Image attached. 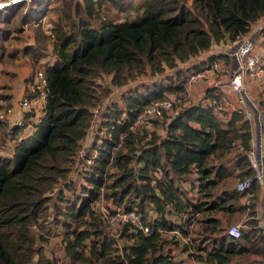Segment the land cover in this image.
Returning <instances> with one entry per match:
<instances>
[{"label": "trees", "instance_id": "1", "mask_svg": "<svg viewBox=\"0 0 264 264\" xmlns=\"http://www.w3.org/2000/svg\"><path fill=\"white\" fill-rule=\"evenodd\" d=\"M185 1L62 0L61 16L53 27L55 58L43 68L49 91L42 114L32 132L16 141L10 156L0 155V264H51L37 246L45 239L43 233L49 234L45 224L51 217L67 229L65 254L74 264H178L169 250L163 251L166 242L158 229L170 230L172 218L191 204L181 197V180L195 171L200 187L210 194L218 181L253 176L247 157L252 133L240 111L217 112L190 104L162 120L161 126L157 124L161 119L155 120L151 130L131 132L128 128L145 106L167 91L182 90L187 67L182 70L179 63L212 44L237 41L264 18V0H192L191 6ZM50 2L20 0L0 9V60L6 52L4 41L13 31H20L17 20L40 19ZM108 2L133 18H100L91 23ZM218 58L228 60L225 53L212 54L190 68L198 70ZM166 69L174 73L166 74L163 84L141 92L127 90L121 94L122 108L116 103L103 106L102 115L110 119L101 124L110 130L112 139L98 148L89 164L76 161V150L92 122V108L102 106L111 87L140 76H162ZM104 75L109 76L110 86L97 81ZM205 93V97L224 94L216 87ZM258 102L264 109V98ZM118 118L121 121L115 123ZM120 136L122 142L117 145ZM76 162L82 163L77 165L79 170L73 167ZM157 168L158 176L154 174ZM77 175L85 179L80 185V204L78 199L66 202L62 209L53 203L51 213L52 194L62 200L64 191L75 188ZM259 189L253 179L255 198ZM102 193L126 208H137L150 227L149 234L130 236V242L117 250L102 233L98 213L90 208ZM222 193L232 200L242 194L234 187ZM150 211L155 214L152 220ZM254 222L248 220L250 228L221 244L205 261L227 264L236 253L264 257V232Z\"/></svg>", "mask_w": 264, "mask_h": 264}, {"label": "built area", "instance_id": "2", "mask_svg": "<svg viewBox=\"0 0 264 264\" xmlns=\"http://www.w3.org/2000/svg\"><path fill=\"white\" fill-rule=\"evenodd\" d=\"M17 1L20 0L1 1L0 8L8 3ZM259 33L260 35L257 38L250 34H245L234 42L236 45L233 49L230 47L227 51H223L228 57L226 62L223 60L226 65H223L221 59L218 58L209 61L198 70H190L187 72L183 78L182 90L167 91L161 99L145 106L135 116L128 128L131 132L141 131L143 128L147 130L153 129L154 121L162 120L164 117L169 119L172 109L175 106L174 104L176 102H178L177 104L182 103L185 94L186 97L191 96L194 88L199 83H202L205 89L218 87L219 83L216 80L217 74L224 71L227 74V80L224 85H227L229 91H224V94L220 95H209L203 98L198 104L202 107H212L217 112H221V110H237L248 120L252 133V149L247 152V157L253 169V176L237 179L234 184V189L242 193L240 197L241 205L245 209H249L248 217L255 220L254 226L260 227L264 232V122L261 123V113L263 120L264 116L258 100L253 97L247 83L248 78L252 77L255 83L260 85L264 84V27H261ZM48 91L44 69L38 68L34 71L29 84V94L16 100V105L24 117L29 113L35 115L42 114ZM231 93L235 96L234 101L230 99ZM12 106V104H7L5 100L0 98V120L6 123V138L10 141L17 139L18 132L16 131V127L24 123L23 119H9ZM103 110V106L92 108L93 116H98ZM109 119L108 117H104L105 122H108ZM120 121V118H118L115 123H119ZM101 125H99V128L90 140L87 149H84L83 145L87 141H83V139L87 137V131L85 137L81 140V145L76 150V161L81 160L82 163L89 164L97 155L98 148L104 142L112 139L110 130ZM253 125L256 128V140L253 136ZM111 127L113 128L114 125L112 124ZM121 138L122 136H120L117 145L122 142ZM74 166H76V170H79L77 164ZM159 172V168L154 170V174L157 176ZM253 179H256L259 187L263 189L259 197L260 208L255 212L249 208L251 199L255 198V192L252 190ZM184 182H182V185H184ZM192 184L193 182H191ZM101 195L90 203V208L98 213L104 223L112 228L119 229L124 239L138 234H149L150 227L144 222L143 216L137 208H126L124 203L114 201L111 197L105 200ZM176 216V219L172 218L173 222L170 230L165 232L161 229L158 230L161 232L162 237L163 233L169 232L179 236L184 244H190V233L197 225L201 217V212L196 207H188L178 212ZM225 230L226 234L233 239L239 238L242 233L239 223L230 224Z\"/></svg>", "mask_w": 264, "mask_h": 264}, {"label": "rangeland", "instance_id": "3", "mask_svg": "<svg viewBox=\"0 0 264 264\" xmlns=\"http://www.w3.org/2000/svg\"><path fill=\"white\" fill-rule=\"evenodd\" d=\"M51 4H52L51 6L52 8L47 9V11L49 10V12L51 10V13H48L46 15L47 17H44V18L41 17L42 20L40 19V21H39V17H37V19H34L33 21L35 22H32V23L35 25H32V27H30L31 25H28V30L25 29V23L24 22L20 23L18 19L16 24L18 26H23L21 31H13L10 37L6 41H4L6 50L8 49L10 53H14L15 55L14 56L12 55L11 57L9 56L5 60H0V62H2L1 64L4 67L9 66V69H10L9 71L11 73L15 71L13 67L15 68V66L17 65L19 66L22 65L24 67L27 66L28 69L30 67L33 70L31 73H34L36 69L44 68L46 65L53 63L54 58H55V55L52 53V43L55 38L53 27L55 26V22L61 16L62 0H51L50 5ZM100 18H104V19L110 18V19L122 21L125 19H132L133 14L119 12L114 6H112L111 3L108 2V3H105L99 9L98 16L95 17V19H92L91 23L95 24V23L100 22L101 20ZM32 38H33V41H32L33 44L30 41ZM18 53L20 55L28 56V61L27 62L26 60L21 61V62H18L19 60L15 61L14 57ZM195 58L187 62L178 64V67H180L182 70L187 67L186 73H184V75H186L187 72H189L190 70H196V69L190 68L192 63L196 62V60H194ZM11 66L13 67L11 68ZM171 73H174L172 69H166L162 76H158V77H153L151 75L140 76L137 79L129 81L128 83H125L122 86H113L111 87L112 88L111 94L101 105L105 106V105L110 104V106H112L113 103H116L119 108H122L124 106V102L121 99L122 93H126L127 90H137L138 92H141V91L147 90L148 88L153 87L155 83L163 84L166 81L165 75L171 74ZM12 75H15V73H13ZM108 78H109L108 75H104L101 79H97V81L101 82L102 84L106 86H110V83H108ZM248 79L254 81L252 77H249ZM201 87L202 88H198L197 90L198 92L196 91L197 95H195L196 92L194 91L193 92L194 94H192L191 96L189 95L186 97V94H185V96L183 97L182 103L177 104L178 102H176L174 104L175 106L173 107L170 116L174 115L176 112L182 110L183 108L187 107L190 104L199 103L206 96L204 85H202ZM261 111L263 112L264 109L261 108ZM103 112L99 114L98 116L92 117L91 126L87 130L88 131L87 137L83 139V141H87L83 145L84 149H87V147L89 146L90 140L93 138V135L95 134L96 130L99 128V125H101L102 120H104L105 116L102 115ZM164 119H167V118L164 117ZM162 120H160L161 122H157V124L161 126V124L164 122ZM263 122L264 120H263L262 113H261V123ZM253 136H254V139L256 140V128L254 125H253ZM255 148H256V144H255ZM76 164L80 166L82 165V163H78V162H76ZM73 167L75 168L74 165ZM74 176L76 177V174ZM77 176L79 178L78 177L73 178L75 188L68 190V191H64L65 194H63L62 200L56 199L57 195H55V192L52 194L53 198L51 199L50 204H49V206L51 207L50 209L51 213H54L53 207H52L53 203L58 204V206H61L62 209L64 208L66 202L68 203L74 202L78 199L77 204H80L82 197H83L82 196L83 194L80 190L81 188L80 185L85 184V179L83 176L81 177L79 175ZM185 178H187V176H185ZM237 179L238 178L236 177L232 178V180L226 183L225 187L233 188ZM182 180L180 184H182L183 182ZM186 180H188L189 183L181 185L182 190H183L181 195L186 197V199L191 201V204H193L194 202L199 200V190L201 188L200 183L198 184L197 182H194L193 185H191L190 176H188V179H185L184 181ZM221 188H222V185L218 184L217 187L212 188L211 192L215 196L220 193ZM193 190L196 193L194 195H193L194 193ZM259 191L263 192V189L260 188ZM101 196L105 200L110 198L108 196L106 197V194H103V193ZM256 200H258V198H256ZM256 200L255 198L251 199V205L249 206L250 209H253ZM258 203L260 204V200H258ZM248 214H249V209H245L243 210V215L241 216L240 220L231 222V218H228L226 224L223 225L224 227L222 229L224 230V228H226L228 225L233 224V223H239L241 226V230L243 228L247 229V227L244 226V222L248 221L249 219ZM96 216L100 220L99 215L96 214ZM150 217H151V213H150ZM176 217H174V219H176ZM100 225H101L102 233L108 236V238L113 241V246L117 247V250L121 251L123 249V246L127 245L126 242L128 243L130 242L128 241V239H124L123 235L120 234L119 229L112 228L108 226L106 223L102 222L101 220H100ZM45 226L49 228V234L43 233L45 239L42 242H37V246H41L42 258H47V260H49L51 264H74L71 262L70 258L65 254L64 245H65L66 238L64 236L67 235L66 233L67 229H65L61 225V222H58L57 219L55 220L54 218L52 219V217L47 220V223L45 224ZM74 227L75 225L73 223L71 228H74ZM33 230H34V227H33ZM194 230H195V227L190 233V236L194 233ZM202 235H203V232L201 233V236ZM176 237L180 238L179 236H176ZM87 242L88 240L85 241L86 244ZM167 250L168 249H166L165 252ZM35 258H36V255H35ZM247 262L248 260L245 261V264H247ZM250 262H249L250 264H264V257L259 256L254 260L252 259ZM75 264H79V263H75Z\"/></svg>", "mask_w": 264, "mask_h": 264}, {"label": "crops", "instance_id": "4", "mask_svg": "<svg viewBox=\"0 0 264 264\" xmlns=\"http://www.w3.org/2000/svg\"><path fill=\"white\" fill-rule=\"evenodd\" d=\"M1 1H6V0H0ZM188 6H191L192 0H186L185 1ZM52 4L48 6V8L51 7ZM1 9V8H0ZM24 11H27V8H25ZM48 13H51V10L49 12L46 11L45 14L42 16V18L47 17L46 15ZM42 18H40L42 20ZM39 19V21H40ZM21 22L25 23V29L28 30V25H31L32 27L33 24L32 22H35L33 20L31 21H25L21 20ZM23 26H19V30L21 31ZM261 27H264V18L259 19L255 21L249 30L247 34L252 35L253 37L257 38L259 37L260 29ZM31 43L33 44V38L30 40ZM234 42H230L228 40L226 41H221L216 44H212L211 47L208 50H205L201 52L194 60H196L195 63H199L202 60H205L212 54H220L223 53V51H227L232 47ZM14 56V53H10L8 49L5 52V56L2 60H5L7 57ZM14 60H19L18 62L26 60L28 61V56L26 55H20L19 53L14 57ZM192 60V59H191ZM223 62V65H226L223 59H221ZM226 61V60H225ZM0 62V98L5 100L7 104H12V111L9 114V119L11 120H18V119H23L24 120V125L17 131L18 136L17 139L14 141H10L6 138V123L2 120H0V155L2 156H10L13 152L14 144L16 141H18L20 138H23L27 135H29L32 130H33V124L36 123L40 117V114H31L29 118H25L24 115L21 113L20 109L16 105V100H18L20 97L29 94L28 92V87L29 84L32 80L33 73H31L33 70L27 66H22V65H17L13 69L15 70L14 72H10L9 66L4 67ZM202 64L199 66L201 67ZM198 67V68H199ZM15 73V75H12ZM186 73V71H185ZM216 80L218 81V87L220 91H229L227 88V85H224V83L227 80V74L224 71H221L217 74ZM248 86L249 89L253 95L254 98L257 100L260 98H264V84H258L255 83L254 81L248 79ZM203 84L199 83L195 88L194 91L196 92L198 88H202ZM198 92V91H197ZM197 92L195 95H197ZM194 94V93H193ZM4 96V97H3ZM234 94H230V99L234 101ZM26 122V124H25ZM191 177V182H197L199 184L198 178L199 175L195 172L192 171L187 175ZM232 178H228L226 180L218 181V184L222 185V188L220 190V193L217 195H213L211 192L210 194H207V189L202 187L199 190V200L194 202L193 204H190L191 201L186 199L183 195L181 197L185 201V203H189L190 205L185 207L186 209L188 207H194L201 212V217L198 220V224L195 226L194 233L190 236V244H184L183 241L176 237V235L172 233H163V237L165 239L166 243H163V251L165 252L166 249L170 251V255L172 259H174L178 264H210L209 262L205 261V257L211 253H213L215 250L221 247V244H225L226 241L232 240L227 234H226V228L224 230L222 229L224 224H226L227 219L231 218L232 221H237L241 219V216L243 215V210L245 208L241 205V199L238 197L237 199H233L224 193L222 191L226 190L227 192H230L233 190V188H227L225 187L226 183ZM189 181L186 180L184 184L188 183ZM221 182V183H220ZM193 185V184H192ZM217 185L215 187H217ZM182 188V187H181ZM260 190V189H259ZM193 195L196 194L195 191L193 190ZM206 193V195H205ZM260 191H258L257 198L259 200L260 197ZM217 196V197H216ZM226 200L222 201L223 199ZM256 200V198H255ZM258 200L255 201L254 207H253V212L259 210L260 204L258 203ZM212 202H215L217 204H220L219 206L211 207L210 204ZM200 204L198 206L197 204ZM151 212V219L155 216V214ZM248 220H251L249 218ZM244 226L247 228H250L249 224L247 222H244ZM220 229V230H219ZM244 229V228H243ZM222 231V232H221ZM242 231V230H241ZM203 232V235L201 236V233ZM221 232V233H219ZM234 240V239H233ZM260 255L256 254H248V255H242V253H236L233 258L227 263V264H245V261L248 260L247 264H250L251 260L256 259ZM250 262V263H249Z\"/></svg>", "mask_w": 264, "mask_h": 264}, {"label": "water", "instance_id": "5", "mask_svg": "<svg viewBox=\"0 0 264 264\" xmlns=\"http://www.w3.org/2000/svg\"><path fill=\"white\" fill-rule=\"evenodd\" d=\"M236 44H233L232 49L235 47Z\"/></svg>", "mask_w": 264, "mask_h": 264}]
</instances>
